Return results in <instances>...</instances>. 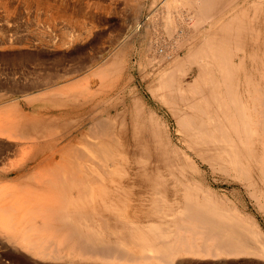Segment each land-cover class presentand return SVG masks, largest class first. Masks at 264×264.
I'll use <instances>...</instances> for the list:
<instances>
[{
	"label": "bare ground",
	"instance_id": "bare-ground-1",
	"mask_svg": "<svg viewBox=\"0 0 264 264\" xmlns=\"http://www.w3.org/2000/svg\"><path fill=\"white\" fill-rule=\"evenodd\" d=\"M161 1L164 28L174 30L182 21L191 27L188 37L178 29L183 43H196V31L205 23L210 27L202 45L190 47V59L176 62L154 87L176 121L183 153L174 152L148 112L150 139L144 142L139 133L146 116L137 101L131 111L141 123L131 147L125 144L120 114L103 105L105 91L118 82L125 51L119 48L108 66L92 68L96 75L60 84L52 74L41 91L22 93L25 108L15 99L0 104V167L10 156L22 157L21 164L0 170L3 255L12 259L22 252L25 264L264 260V232L256 220L202 184L207 174L233 176L264 217V75H229L238 71L233 48L247 50L264 74V0H242L244 10L236 0ZM134 3L137 11L142 2ZM242 17L245 33L236 29ZM135 22L136 31L142 22ZM164 48L157 53L166 54ZM187 64L197 68L196 75H185ZM220 71L229 74L213 73ZM25 182L28 190L20 195ZM129 212L134 221L123 219ZM138 217L145 219L141 225Z\"/></svg>",
	"mask_w": 264,
	"mask_h": 264
},
{
	"label": "rangeland",
	"instance_id": "rangeland-1",
	"mask_svg": "<svg viewBox=\"0 0 264 264\" xmlns=\"http://www.w3.org/2000/svg\"><path fill=\"white\" fill-rule=\"evenodd\" d=\"M138 1L139 4L142 3L135 11V6L132 4L138 3ZM161 2V0H0V104H5L6 101L10 103L11 99H15V105L17 107L19 105V108L22 109L27 102L21 96L41 91L43 87L47 86L48 78L53 77L52 74L61 78L60 84L64 82L65 78L79 79L84 75H96L90 70L104 62L107 64L105 66H108L114 54L118 55L120 48L119 51L125 52L120 54L122 55L121 71L115 73L119 76L118 82L112 86L113 88L105 91L104 101L106 103L104 102L103 105L116 107L112 113L120 114L117 122L124 125L125 144L130 146L133 132H135L136 126L141 123L138 122L139 118L135 113L131 111L133 103L137 101L142 106L143 116L153 114L155 120L162 125V129L164 128V136L166 135L170 147L175 153L181 155L183 141L177 130L176 121L167 106L168 104L164 102V105L162 102L164 99L154 90L158 87L161 76L167 75L176 62L185 63L190 59V47L194 46L193 49H195V45L197 47L202 45L201 41L205 37L206 30L210 27L205 23L201 29L196 31V36L199 37L194 40L196 41L195 44L193 43L194 45L191 40L183 43L178 40L181 32L179 31L177 34V31L179 28L182 29L184 37H188L191 27L182 21L179 26L173 25L172 32L166 27L164 28L166 22L164 24L163 21L167 9ZM236 2H238L236 6L243 7L241 10L246 9L242 0H236L234 3ZM130 5L133 9L130 8ZM152 8H155L153 17L147 20L146 17L150 11L152 12ZM231 10L228 9L229 12ZM135 12L137 14H134ZM132 18H136V20ZM137 20L141 21L142 25L135 31V21ZM242 21L240 20L236 25L239 32H244L246 22L243 17ZM202 30L204 32H201ZM123 45L126 46L121 50ZM157 47H165L166 54H158ZM246 52L245 49L233 48L232 61L238 67L237 72L229 74L220 71L213 72L214 75H237L239 79H242L243 75H248L251 70L252 75H264L256 71V61L250 58ZM22 54L25 55L22 56ZM178 58H181V61ZM106 60L110 61L107 63ZM187 65H184L183 68L185 75H196L197 68L191 65L186 67ZM199 71L200 74H205L202 70ZM108 72L104 71L107 74ZM209 74L211 73L207 75ZM110 75L113 74L110 73ZM92 78L95 81L100 80L96 76ZM155 86L156 88H154ZM107 91L109 92L107 93ZM157 95L159 96L157 97ZM147 119V116L143 119L145 126H141L142 129L140 128L139 133L144 142L150 139L146 133ZM20 141L21 139H13V142ZM20 157L21 154L10 156L9 161H6L4 166L1 165L0 170L3 167H8L9 163L18 162L21 164ZM226 176L220 173L207 174L202 184L218 196L227 198L244 214L249 215L254 221L256 220L255 223L264 232V217L260 215L246 190L234 179L232 180L233 176ZM1 184L4 185V182L2 181ZM24 184L26 185L19 189L20 195L28 190L27 182ZM133 217L129 212L126 216L124 215L123 219L131 222L132 219L133 221L136 219ZM143 219V217H138L139 221L143 222L145 220ZM140 222L141 225L142 222ZM1 250L0 264L1 262L2 264H25L22 252L14 256L15 260L3 255ZM12 260H15L14 263ZM228 260V264H264L263 259L251 256ZM197 261L199 264H206L207 260L199 259Z\"/></svg>",
	"mask_w": 264,
	"mask_h": 264
}]
</instances>
